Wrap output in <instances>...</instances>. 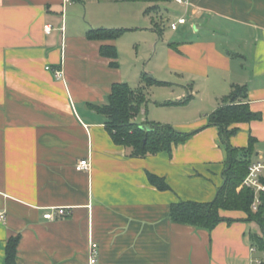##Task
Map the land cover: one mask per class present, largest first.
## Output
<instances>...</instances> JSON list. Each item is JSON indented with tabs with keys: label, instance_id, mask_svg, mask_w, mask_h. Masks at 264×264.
<instances>
[{
	"label": "crops",
	"instance_id": "0c3cea01",
	"mask_svg": "<svg viewBox=\"0 0 264 264\" xmlns=\"http://www.w3.org/2000/svg\"><path fill=\"white\" fill-rule=\"evenodd\" d=\"M181 1L171 3L182 8L186 17L178 19L185 23L171 31L188 24L187 35L168 42L163 58L180 89L162 102L147 100L137 121L200 130L170 154L131 158L113 143L96 107L107 103L113 84L136 83L139 64L155 60L156 20L170 3L145 13L153 4L0 0V264L15 236L16 264H89L91 244L97 246L94 264H264V235L255 232L263 227L241 211H220L232 222L212 230L169 219L171 204L208 203L223 183L225 148L217 128L205 126L233 86L246 87L249 108L260 119L231 125L238 132L229 142L247 148L252 138L251 162L264 160V0ZM92 29L125 32L93 40L87 36ZM131 34L148 37L141 43L146 55L141 44L122 41ZM126 45L134 50L131 67ZM101 46L114 47L117 56H104ZM159 67L154 61L148 69L156 80L165 73ZM187 97L185 105H163ZM150 106L196 107L201 114L165 122L151 117ZM84 159L89 170L77 171ZM147 173L170 190L150 185ZM60 207L66 217L43 219L47 209Z\"/></svg>",
	"mask_w": 264,
	"mask_h": 264
},
{
	"label": "trees",
	"instance_id": "16d2710c",
	"mask_svg": "<svg viewBox=\"0 0 264 264\" xmlns=\"http://www.w3.org/2000/svg\"><path fill=\"white\" fill-rule=\"evenodd\" d=\"M79 1V0H71ZM122 2H143L153 4L145 13H152L158 4H169L173 0H119ZM123 29H92L88 38L93 40L117 39ZM101 54L115 58L114 47L101 46ZM142 85L131 88L127 83H116L111 87L107 96V103L96 107L97 111L106 118L105 129L114 144L127 150L128 157L145 158L160 152L170 154L172 148L185 143L198 130L185 133L176 130L171 125L160 124L144 120L138 122L137 117L147 103L146 87L166 84L154 79L149 74H142ZM167 102L165 106H182L189 101ZM260 115L253 113L247 103V89L245 86H233L228 95L222 98L221 105L208 116L205 127H216L219 139L225 148L226 160L223 171V183L217 189L215 197L208 203L193 201H178L169 207V219L172 223L191 226L205 230H212L220 222H232L220 215V211H241L247 219L264 227V197L256 211L251 210L254 192L242 186L251 163L253 139L250 138L247 148H234L229 140L237 132L233 124L259 120ZM204 128V127H203ZM150 185L160 191L170 190L165 180L152 173H147ZM19 236L10 237L5 248V264H16ZM257 245L263 242L257 239Z\"/></svg>",
	"mask_w": 264,
	"mask_h": 264
},
{
	"label": "rangeland",
	"instance_id": "374dc122",
	"mask_svg": "<svg viewBox=\"0 0 264 264\" xmlns=\"http://www.w3.org/2000/svg\"><path fill=\"white\" fill-rule=\"evenodd\" d=\"M139 3L140 4H135V5H138V7H141V5H143V4H141V2H139ZM146 5H148V4H146ZM146 5H144L143 11H145ZM167 10H168V13H164L163 15H161V17L158 18V20H156V23L158 24L159 30H160L159 31L160 32L159 37L156 36L155 41L153 43V46L155 44H158V47H157L158 55H157V57L154 58L155 60H152L150 65H147V63H146L148 61V59H146V61H143L142 64L140 63L138 66V74L136 77L138 79H135V78L133 79V80H137L136 83H130L129 84V86L131 88H136V87L142 85L141 78H140L141 74H144V73L150 74L148 72V69L152 66V63L154 61H157V62L159 61L160 67L163 69V71L165 73H161V74L159 73L160 74L159 76L161 79H157V80L165 82L166 84L152 85L150 87H146V89H145L146 90L145 91L146 97H147V100H150L151 103L154 101L162 102L166 98H172L171 97L172 93L173 92L176 93V91H178V89H180V87L177 86L178 83L176 85H174L177 77L174 76L173 74H171L170 72L165 71V64H163V58H164V53L166 51L165 50L166 44L168 42H172V41L177 40V39L179 40V38L180 39L184 38L187 35V34H185L186 32L184 33V31H185V29L186 30L188 29L189 25L187 24L185 26V28H183V29L178 27V31H176V32L171 31V29L169 28V25L172 22H177L179 16L183 15L186 17V15H184V11L176 3H170L167 6ZM146 18L147 17H145V19ZM126 37L123 38V40H122L123 42L130 39V40H128L129 42L134 41V42H136V44L138 43L139 45L143 41L149 43L148 37L145 34H131V36H126ZM131 37H134V38H132V40H131ZM143 47H146V45L141 44L140 52L143 55H146L143 52L144 51ZM124 51L126 52V54H128V55H125V56H127V58L125 59V60H127L126 63L129 67H131L132 63L130 64V62L128 60L134 56V50H132V48H130V46H129V48H127V45H126V47L124 46ZM153 51H154V49L152 47V50L148 51V52H151V55H152ZM132 68H130V69L132 70ZM134 71H132V73L135 77L136 75H135ZM150 102L148 103V101H147L148 105L150 104ZM199 109L200 108H196V107H193V108H161V106H158V107L153 108V106H150V115L154 119L159 118L161 120H164L165 122H167L168 120H172V119L189 120V119L201 114L200 112H197ZM149 121H150V119H149ZM255 232H257L258 235L263 236L264 235V227H263V230L260 227H258Z\"/></svg>",
	"mask_w": 264,
	"mask_h": 264
},
{
	"label": "built area",
	"instance_id": "2783aa9c",
	"mask_svg": "<svg viewBox=\"0 0 264 264\" xmlns=\"http://www.w3.org/2000/svg\"><path fill=\"white\" fill-rule=\"evenodd\" d=\"M178 4H182L181 0H176ZM185 19L179 18L177 22H172L169 25L171 30H176L178 25L184 24ZM48 30V29H47ZM54 77L59 80L62 79V71H54ZM90 168V162L88 159L80 160L76 165L75 169L77 171H87ZM242 186L248 188L254 192L253 202L251 203V210L256 211L258 206L261 204L264 197V160H258L251 162L248 166L247 175L243 179ZM67 210L64 208H51L47 209L43 213V219L48 221H53L56 218H62L67 216ZM5 220V214L0 213V222ZM97 259V246L91 244L89 246V264H94Z\"/></svg>",
	"mask_w": 264,
	"mask_h": 264
}]
</instances>
